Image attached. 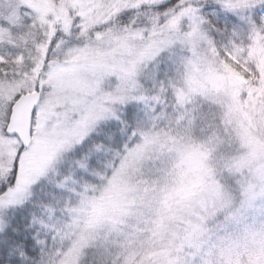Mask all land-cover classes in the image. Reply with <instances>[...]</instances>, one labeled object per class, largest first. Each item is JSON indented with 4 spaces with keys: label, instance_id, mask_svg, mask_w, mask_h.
Wrapping results in <instances>:
<instances>
[{
    "label": "snow or ice",
    "instance_id": "obj_1",
    "mask_svg": "<svg viewBox=\"0 0 264 264\" xmlns=\"http://www.w3.org/2000/svg\"><path fill=\"white\" fill-rule=\"evenodd\" d=\"M0 264H264V0H0Z\"/></svg>",
    "mask_w": 264,
    "mask_h": 264
}]
</instances>
